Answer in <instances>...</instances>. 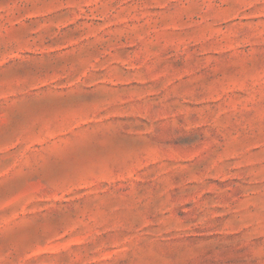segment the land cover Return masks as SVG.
I'll use <instances>...</instances> for the list:
<instances>
[{"label": "rangeland", "instance_id": "374dc122", "mask_svg": "<svg viewBox=\"0 0 264 264\" xmlns=\"http://www.w3.org/2000/svg\"><path fill=\"white\" fill-rule=\"evenodd\" d=\"M0 264H264V0H0Z\"/></svg>", "mask_w": 264, "mask_h": 264}]
</instances>
